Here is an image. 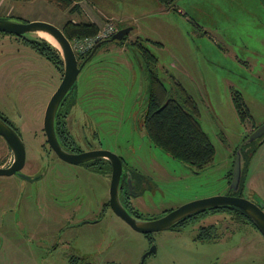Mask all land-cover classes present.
<instances>
[{"label":"rangeland","instance_id":"obj_1","mask_svg":"<svg viewBox=\"0 0 264 264\" xmlns=\"http://www.w3.org/2000/svg\"><path fill=\"white\" fill-rule=\"evenodd\" d=\"M79 6L78 14H70L46 0H0V17L17 22L45 21L60 30L66 20L131 26L121 44H101L76 76L64 119L72 147L108 150L126 169L146 174L141 185L128 190L140 220L228 192L225 174L233 151L252 125L264 122V8L259 0H174L168 7L158 0H80ZM141 50L156 59L152 65ZM148 70L167 90L178 82L196 102L200 126L214 150L203 168L171 157L146 136ZM60 77L19 38L0 34V112L17 125L24 146L21 172L35 170L33 178L41 174L31 181L0 176V264H138L143 255V264H264L258 230L225 211L142 234L105 206L99 221L74 225L79 212L107 202L109 174L69 165L39 148L44 108ZM234 94L249 112L243 121L234 110ZM257 147L242 177L244 191L255 187L259 194L264 144ZM8 156L0 137V164ZM206 225H213V237L195 240L198 227Z\"/></svg>","mask_w":264,"mask_h":264},{"label":"water","instance_id":"obj_2","mask_svg":"<svg viewBox=\"0 0 264 264\" xmlns=\"http://www.w3.org/2000/svg\"><path fill=\"white\" fill-rule=\"evenodd\" d=\"M113 27L114 32L107 39L103 40L118 43L123 38V36L131 30V26H126L119 29H116L114 25ZM0 32L11 34L16 37H25L28 33L32 34L36 32H43L55 41L56 45L53 46L59 51L61 57L62 74L59 79L58 85L56 86L53 93L50 95L44 108L41 125L45 140L51 150L54 151V153L57 155V157L65 162L78 163L98 157L105 158L109 162V164L111 165V172L108 187V207L131 229L142 234L158 230H164L170 228L179 220H182L190 216L191 214H195L199 211L220 206H234L239 208L248 217L250 222L258 230L264 240V211L260 208V204H256L245 197H238L227 194H217L203 198H197L187 201L173 209H170L159 217H153L145 220H140L129 214L128 211L119 201L117 194L118 182L122 172L121 159L117 155L104 149L80 151L78 153H71L65 151L60 148L54 132L53 120L57 106L62 97L65 95V93L74 85L76 76L80 68L86 62V58L81 61L77 60L76 55L71 49L69 41L63 35L60 28L45 21L33 20L17 22L0 17ZM98 42H96L93 47L89 50L90 52L88 54V57L95 52L96 48L99 45ZM263 133L264 122L258 125L255 129H253V131L249 133L246 141H251ZM0 136L5 140L9 150L12 153V160L10 164L7 166H0V176H8L11 174H15L17 177H20L22 179L31 180L28 175H25L20 172V169L24 163L23 143L19 135L14 131V129L1 118ZM260 139H264V136ZM239 176L240 158L239 153L235 152L229 185H236L238 183ZM151 250H153V247H151ZM143 258L144 255L141 257L138 264H143Z\"/></svg>","mask_w":264,"mask_h":264},{"label":"trees","instance_id":"obj_3","mask_svg":"<svg viewBox=\"0 0 264 264\" xmlns=\"http://www.w3.org/2000/svg\"><path fill=\"white\" fill-rule=\"evenodd\" d=\"M46 1L53 3L60 10H67V12L70 14H78L80 12V0ZM173 1L174 0H158V2H160L165 7L171 6ZM259 2L264 8V0H259ZM97 29L98 26L92 21L75 22L72 20H66L61 26V31L68 41L73 40L74 38L92 36L96 33ZM0 34L11 35L4 32H0ZM125 37L126 35L123 36L118 44H121L122 40ZM16 38H19L28 47L33 49V51L45 58L56 68L60 75L62 74L61 57L59 51L53 45L38 36H25ZM105 42L108 41L102 40L98 42V47ZM89 52L90 51L84 54L76 55L77 60L81 61L86 58L87 61L89 58ZM140 52L143 56L144 61L148 65H152L155 62L156 59L153 57V55L150 54L149 56L148 54H146L147 51L144 50H141ZM148 78L149 94L146 100L145 111L142 116V125L149 141L153 145L160 147L171 157L187 163L195 170L203 168L212 160L214 150L206 133L200 126L199 109L196 102L178 82L177 85H174L172 89L167 90L153 71L148 70ZM231 100L239 120L243 121L244 118H248L249 112L240 101V98L236 94H234ZM70 103L71 102H69V104ZM0 118L2 120L4 119L1 116ZM12 127L15 129L14 126ZM255 127H257V125H252L251 130H253ZM244 136H246V139L242 140L233 151V155L235 154V152H238L240 158V176L238 181L239 186L237 190L231 191L233 194H238L243 183V165H245L247 157L245 158L244 156L245 148L242 146L250 142L246 141L248 134L245 133ZM257 143H259L258 140ZM257 143L256 145H258ZM250 152H252V150H250ZM231 169L232 164L231 168H229L225 174V177H227L229 181L231 178H229V176H231ZM229 181H227V183H229ZM209 209H220V211H225L240 219L243 223L249 224L254 229H256L250 222L248 217L237 207L220 206ZM197 213H200V211ZM195 214H191L190 216L179 220L172 226L182 225V223L184 224ZM136 218L138 217L136 216ZM213 228V225L199 226L197 229V233L194 235V239L201 240L212 238Z\"/></svg>","mask_w":264,"mask_h":264},{"label":"flooded vegetation","instance_id":"obj_4","mask_svg":"<svg viewBox=\"0 0 264 264\" xmlns=\"http://www.w3.org/2000/svg\"><path fill=\"white\" fill-rule=\"evenodd\" d=\"M59 77H60V74H59ZM71 92H72V89L70 88L65 93V95L62 97V99L60 100V102L58 104L56 112H55L54 120H53V128H54L56 139H57V142H58L60 148L65 150V151L71 152V153H78V152H80V150H76L75 148L72 147V143L70 141V136H69V134L67 132V129H66V126H65V120H64L65 117H66L67 111H68V104H69L68 100H70V96H72ZM68 93H70V94H68ZM67 98H69V99H67ZM0 116L2 118H4L3 120H5L6 123L8 122V124L10 126L11 125L14 126L13 122L11 120H9L5 115H3V114L1 115V113H0ZM14 127H15V129L12 127L14 129V131L18 135H20L19 131H18V128H17V125H15ZM40 130H41V133H42V135L44 137L42 126L40 127ZM251 131H253V130L250 129L249 131H247V134L249 135V133ZM263 136H264V133L261 134L260 136L256 137L254 140H252V141H250L247 144H244L242 146V147L245 148L244 156H245V158L247 157L246 163H245V165H243L244 166L243 170L246 169L247 163L254 156L253 154L255 153V151L258 148L257 146H259V145L261 146L262 144H264V139H260ZM245 139H246V136H243L241 141L245 140ZM257 140L259 141V143H257L258 145L255 144L257 142ZM4 142H5V140H4ZM5 144H6V142H5ZM6 146H7V144H6ZM39 146H40L39 148L41 150H45V148H46L47 150L51 151L54 154L55 157H57V155L54 153V151H52L51 148L49 147V145L47 144V142L45 140V137L43 138V143H40ZM7 150L9 152L10 156H8V159L5 162V165L4 164H0V166L1 165L7 166V165L10 164V162L12 160V153L9 150L8 146H7ZM92 150H100V149H92ZM250 150H252V152H250ZM61 161H63V160H61ZM232 161H231V164H233ZM260 161L261 162L258 163L259 164V168H260V166L264 168V158H260ZM63 162H65V161H63ZM65 163H67L69 165L77 166L79 168H83V169H85L87 171L94 172V173L99 174V175L100 174H105L108 171L109 180H110L111 165L109 164V162L105 158L98 157V158H93V159L86 160V161H83V162H78V163H69V162H65ZM23 165H24V163H23ZM122 169H124V172H123V174L121 172V176H120V179H119V182H118V187H117V194H118L119 201L124 206V208L128 211L129 214H131L134 217H136V216L139 217L137 213L133 212V210H132V208H131V206L129 204L130 196H129L128 190L131 191L132 189H136L135 187L137 186V184L141 185L142 182L146 180L145 179L146 174L145 173H141V172H139L138 170H136L134 168H132V169L127 168L126 169V166H125V164H123V162H122ZM20 172H21V169H20ZM21 173H23V172H21ZM31 173L32 174L28 175L31 180H38L39 178H41V174L39 175V177L38 176L34 177V178L32 177L33 175H35L37 173L35 170L34 171L32 170ZM230 177L231 176H229V178ZM226 179H227L226 182L229 181V179L227 177H226ZM25 180H28V179H25ZM31 180H28V181H31ZM227 184L229 186V190L225 194L238 196V197H244V195H246V194L247 195H251V196H253L256 199V202H254V201L253 202L256 203V204H260V208L264 211V190L261 191V190H258L256 188L260 192L258 194V193L253 192V190H252L255 187H246V191H244L245 184L242 183V186L240 187V191L238 192V194H233L231 191L237 190V188L239 186V182L236 185H233V186H230L229 183H227ZM105 206H108V202L99 205L98 209L93 207V208L84 209L83 214H82V212H79V214H80V216H78L79 220H77V222H75L74 225L92 224V223H95V222L99 221L100 217H101V215H102V213H103V211L105 209ZM212 211L217 212V211H220V209H212V210H210V209L207 210L206 209V210L200 211V213H197L194 216H198L201 213L212 212ZM75 213H76V211L73 212V216H74ZM230 215L232 217H234L232 214H230ZM194 216L191 217V218H194ZM191 218H189V219H191ZM234 218H236V217H234ZM182 225H183V223H182ZM175 226H178V225L171 226L170 229L175 227ZM179 226H181V225H179Z\"/></svg>","mask_w":264,"mask_h":264},{"label":"built area","instance_id":"obj_5","mask_svg":"<svg viewBox=\"0 0 264 264\" xmlns=\"http://www.w3.org/2000/svg\"><path fill=\"white\" fill-rule=\"evenodd\" d=\"M113 32V25L111 23H104L101 27H98L94 35L74 38L69 43L74 54L80 55L88 52L96 42L107 39Z\"/></svg>","mask_w":264,"mask_h":264},{"label":"bare ground","instance_id":"obj_6","mask_svg":"<svg viewBox=\"0 0 264 264\" xmlns=\"http://www.w3.org/2000/svg\"><path fill=\"white\" fill-rule=\"evenodd\" d=\"M36 33L37 35H40L41 38L48 40L52 45H56L55 41L47 34L43 32H36Z\"/></svg>","mask_w":264,"mask_h":264},{"label":"crops","instance_id":"obj_7","mask_svg":"<svg viewBox=\"0 0 264 264\" xmlns=\"http://www.w3.org/2000/svg\"><path fill=\"white\" fill-rule=\"evenodd\" d=\"M12 1H14V0H12ZM12 7H10V9H11ZM93 22V21H92ZM95 24H96V22H94ZM97 25V24H96ZM5 165V164H4ZM1 166H3V165H1Z\"/></svg>","mask_w":264,"mask_h":264}]
</instances>
